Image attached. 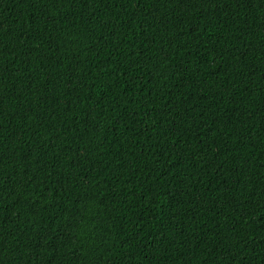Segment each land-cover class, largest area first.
<instances>
[{
	"label": "trees",
	"instance_id": "1",
	"mask_svg": "<svg viewBox=\"0 0 264 264\" xmlns=\"http://www.w3.org/2000/svg\"><path fill=\"white\" fill-rule=\"evenodd\" d=\"M0 264H264V0H0Z\"/></svg>",
	"mask_w": 264,
	"mask_h": 264
}]
</instances>
